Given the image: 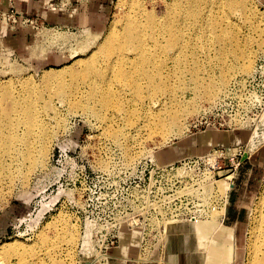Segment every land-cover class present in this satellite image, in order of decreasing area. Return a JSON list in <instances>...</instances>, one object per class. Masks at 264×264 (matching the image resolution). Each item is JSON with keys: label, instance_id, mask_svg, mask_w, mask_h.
Returning <instances> with one entry per match:
<instances>
[{"label": "rangeland", "instance_id": "1", "mask_svg": "<svg viewBox=\"0 0 264 264\" xmlns=\"http://www.w3.org/2000/svg\"><path fill=\"white\" fill-rule=\"evenodd\" d=\"M97 1L99 0H44L43 7L58 17H67L74 15L81 7H95ZM137 1L144 5L146 12H154L160 19L168 16L169 4L175 0ZM193 1L184 0L179 5L175 4L176 6L173 4L171 7L177 8L171 11L172 14H181ZM108 2L109 14L107 22L102 27L61 25L56 21L45 22L43 19L30 17L19 11L14 18L17 22H14V14L9 13L6 15L7 19H4V15L0 13L1 32L4 30L14 32L21 28L34 38L22 53L19 52L22 50L15 49L4 37H0V86L4 87L5 96L3 106L10 104L11 95L26 96L29 97L39 116L41 112L42 115L44 114L40 116V122L33 130L37 137L26 138L25 143L29 146L33 144L36 148L30 155L27 151L23 154L20 150H12L14 153L11 155L4 152L0 157V248L17 240L27 247L21 253L12 252L7 260H0V264H9L12 254H14V262H17L18 257L29 260L38 255L44 258L46 264H53L47 251L55 247L59 248L57 260H60V264H96L95 261L98 259L96 241L101 238L95 236L91 237V240L84 239L85 231L88 229L90 231L91 227L88 223L90 218L95 221V232L108 229L110 223L114 224L119 219L123 201L124 166L133 165L146 155H155L160 162L166 163L169 149L208 130L236 132L232 141L221 146L243 147L244 150H248L249 155L252 154L251 159L243 165V170L241 169L245 171L241 173L242 176L247 173L248 177L253 165L257 167L256 176L254 174L255 189L248 196L249 202L242 225L234 229L236 238L235 235L231 236L232 232L225 230L212 241L202 239V242H199L192 230L190 235H184L189 229L181 227L172 231L164 252L152 253L153 255L145 253L141 260L138 259V254L136 257H131L128 264H264V117L262 116L264 109L256 113L257 118L252 117L255 123L261 120L258 127L254 124L253 129L245 127L234 129L236 126L230 121L237 111L232 108L229 100L222 104L218 103L236 78L249 75L255 69L258 60L264 55V35L259 37L244 24L243 20L237 18L242 25L238 30L241 47H246L247 36L254 38L251 40L254 42V66L249 74L234 72L220 98H216V101L211 103L202 102L201 98L194 99L197 96L193 89L196 88L195 78L192 75L194 69L189 65L184 70H180L172 60H168L167 69L170 72L176 70L171 72L173 76L165 82L176 89L178 96L186 98L183 99L184 102L181 101V111L195 112L185 119V123L183 122L185 126H182L180 132L170 134L164 142L162 137L150 134L147 128L144 129L145 119L138 118L141 115L140 106L138 112L133 104L130 105L129 109L135 112L130 113L128 118L132 123H126V114L119 113L114 108L105 109L102 106V94L95 98L97 95L94 97L90 88L83 84L84 79L81 75L65 74L63 82L51 85H46L43 81L47 70H62L67 66L71 69H80L78 65L80 61L83 62L93 56L96 48L109 38L111 26L116 19L120 20L121 27L129 17H139L138 11L119 6L118 0H108ZM252 2L257 10L264 12V0H252ZM0 10L4 11V9ZM212 12L211 7L202 8L203 37L208 28L214 25L209 19ZM218 12L223 16L227 15L220 9ZM231 20L236 23L233 16ZM159 24L161 25V22ZM263 25L264 22L262 23L264 29ZM121 30L120 28L117 32ZM41 32L44 35L42 41L39 36ZM65 37L68 39L66 40ZM94 39L96 41L92 43ZM205 40L204 37L200 45H189L186 59L189 60V64H194L192 62L194 56L198 61L202 59V62H199L202 69L198 81L208 85L210 80L221 74L222 67L221 59L219 62L215 58L216 50L220 47L218 45L207 47ZM51 53L60 57L62 61L48 60ZM173 53V50L168 51V55L173 56ZM229 54L232 52L230 51ZM102 61L103 58L100 57L97 65ZM235 61V58L227 57L223 65H234ZM25 80L32 82V90L26 88ZM63 83L66 86L63 87ZM117 94L120 97L131 95L119 92ZM20 129L19 132L23 134L25 128L21 126ZM117 130H121L126 135L107 136L108 133ZM256 133L259 134L258 146L255 151L250 152L248 143ZM7 145L8 142L5 143V146ZM124 145H129L138 155L131 164L125 160ZM40 149L45 150L43 156L38 153ZM27 150L33 149L28 147ZM257 154L259 157H256ZM257 159H260L259 163H256ZM41 160L44 161L42 165ZM102 161L107 162V168L99 166ZM254 231L260 234L259 242L257 241L260 250L252 252L250 245ZM124 240L130 242L125 251H134L139 244V235L137 233L130 235L128 231H124L121 235L120 247L112 250L111 254L130 259L124 251V253L120 252L121 247L125 245ZM227 244L232 248L233 254L229 252L220 254L221 246ZM115 250H117L116 255L113 254Z\"/></svg>", "mask_w": 264, "mask_h": 264}, {"label": "bare ground", "instance_id": "2", "mask_svg": "<svg viewBox=\"0 0 264 264\" xmlns=\"http://www.w3.org/2000/svg\"><path fill=\"white\" fill-rule=\"evenodd\" d=\"M183 1L175 0L170 3V13L167 17H160V20L159 16L157 17L154 12H146L144 5L140 1L118 0L119 6L138 11L141 15L139 14V17H129L121 27L119 26L120 20L116 19L111 26L109 38L96 48L93 56L91 55L83 62L80 61V64H78L80 65V69H71L70 66H67L62 70H47L43 77L44 83L46 85L57 82L61 83L64 81L65 74H79L84 79L83 84L87 85L93 92V96L97 95L95 98L102 94V106L105 109L114 108L119 113L124 112L127 115H125L126 123H132L128 118L131 115L130 113L135 112V110L129 109L130 105L133 104L132 106L136 107L137 110L138 106H140L142 109L140 111L141 115L138 118L143 117L145 119L143 122L144 129L147 128L150 134L162 137L164 142H166L170 134H176V132L182 130V126H185L183 124L185 119L195 112L193 110L182 112L180 104L186 98L178 96L176 89L165 82L173 76L171 72L176 70L174 69L170 72L167 69L166 64L168 60H172L175 65L180 67V70H184L190 65L194 69L192 75L195 78L194 84L196 88L193 89L197 93L194 99L201 98L202 102L211 103L212 101H216V98L224 92L223 90L234 72L249 74L254 66V42L251 41L254 38L250 35L247 36L246 47H241L238 39V30L241 29L242 25L237 18L243 20L244 24L257 33L259 37L264 35V29L262 28L264 12L257 10L252 0H194L181 14L173 15L171 11L177 7L173 9L172 5H179ZM204 6L213 9L209 19L214 23L204 33L205 44L207 47L212 45L220 47L216 50L215 58L219 62L221 59L220 64L222 67L221 74L215 79L210 80L208 85H204L198 81L201 77L200 69H202L199 62H202V59L198 61V58L194 56L192 61L194 64H189V60L186 59L189 45H200L202 44V39L204 40L202 28V8ZM218 9L226 12L227 15L223 16L218 12ZM231 16L235 18L236 23L232 22ZM159 22H161V25ZM120 28L122 30L118 33L117 31ZM39 36L40 41H42V38H44L43 33L41 32ZM65 39L67 40L68 37H65ZM95 41L94 39L92 43H95ZM210 49L208 48V50ZM170 50L174 51L173 56L168 55V51ZM230 51L232 54H229ZM166 53L167 56H165ZM100 57L103 58V61L100 65H97ZM227 57L235 58V64L223 65ZM25 83H27L26 88L32 90V82L26 81ZM62 86L64 87L66 84L63 83ZM118 92L120 94L131 95L120 97L117 94ZM3 93L4 87L0 86V157L4 155V152L11 155L14 153L12 150H20L23 154L27 151L30 155L36 148L33 144L29 146L25 143L27 142L26 138L37 137L33 130L39 124L40 118L44 114L42 115L41 112L40 117L35 111L33 104H31L29 97L26 96L13 97L11 95L10 104L3 106V99L5 97ZM218 103L220 102L218 101ZM154 109L157 110L154 111ZM137 124L138 120L135 122L136 126ZM21 126L25 128L24 132L22 131L23 134L19 132ZM122 135L126 134L121 130H117L114 133H108L107 136ZM258 136V133L254 134L248 143L250 152L256 150ZM7 142L8 145L5 146ZM28 147L33 150H27ZM124 147L125 160L129 162L128 164H131L138 158V155L132 151L129 145H124ZM245 151L244 159L249 156L248 150L246 149ZM43 152L45 150H38V153L42 156ZM1 161L3 162L2 158ZM102 162V164L99 163V166L102 165V168L103 166L107 168V162ZM42 164H44L43 160H41ZM217 184L220 192L225 194L229 184L226 181L222 183L219 181ZM225 230L230 231V233L232 232L231 236L234 233V228L223 225L219 219L195 224V233L199 242H202V239H211L212 241L218 238ZM259 238L260 234L254 231L250 245L252 252H255L257 249L260 250V246L257 245ZM44 240L47 241V238L44 237ZM221 247L220 254H227V252L233 254L232 248L228 244ZM26 248L24 243L18 240L4 244L0 248V255H2L0 260H7L8 255L12 252L19 251L18 253H21ZM58 249L55 247L47 251L53 264H60V260H57V257H59L57 255ZM13 258L14 254L11 255L9 264H46L44 258L38 255L35 258L31 257L29 260H26L24 257H18L17 262H14ZM142 258H139V260ZM95 262L99 264L98 259Z\"/></svg>", "mask_w": 264, "mask_h": 264}, {"label": "built area", "instance_id": "3", "mask_svg": "<svg viewBox=\"0 0 264 264\" xmlns=\"http://www.w3.org/2000/svg\"><path fill=\"white\" fill-rule=\"evenodd\" d=\"M0 13L4 19L12 13L14 19L18 10L12 5ZM13 21L17 22V19ZM226 100L237 111L231 119V124L236 126L234 129L259 126L261 120L255 123L252 117L257 118L256 113L264 109V55L251 74L233 81L220 104ZM245 150L215 145L204 153L190 154L171 162L162 163L155 155H146L133 165H125L119 219L110 223L108 229L95 232V221L90 218V231H85L84 239L101 238L96 241L98 263L128 264L131 261L111 254L120 247L124 231L139 235V259L145 253L164 252L167 239L177 228L189 229L184 235H190L192 230L196 236L195 224L198 222L219 219L226 225L230 192L240 169L252 156L244 159ZM219 181L229 184L225 194L218 189Z\"/></svg>", "mask_w": 264, "mask_h": 264}, {"label": "crops", "instance_id": "4", "mask_svg": "<svg viewBox=\"0 0 264 264\" xmlns=\"http://www.w3.org/2000/svg\"><path fill=\"white\" fill-rule=\"evenodd\" d=\"M43 1L44 0H0V9H9L12 5H14L21 14H26L30 17H38L40 19H43L45 22L56 21L61 25H82L85 27L92 25L102 27L107 22V16L109 14L108 0L97 1L95 7H81L75 12L74 15H69L67 17H58L54 14H51V11H48V9L46 10L43 7ZM0 37H4V39L15 49L22 50L19 51L22 53L25 50L24 48L27 47L28 43L34 40L29 32L21 28L18 31L14 32H7V30H4L2 32L0 31ZM48 60H50L51 62L62 61L60 57L55 56L53 53L49 55ZM235 133H224L208 130L204 131L202 134H198L194 137L192 136L177 147L169 149V158L166 162H171L175 159L194 153H204L210 150L215 145H222L223 143L232 141ZM256 157H259L258 154L256 155ZM257 160L258 161H256V163H259L260 159ZM253 166L254 167L251 169V172H248V177L247 173H244V175L242 176L241 173L245 171H241L242 168L240 169L235 181V186L231 190L229 195L226 224L229 227L234 228L235 230L242 225L249 202L248 196L249 194H251V192L253 193L255 189L254 174L257 171V167L255 168V165ZM233 235H235V232L233 233ZM124 244L125 245L121 247L122 249L120 252L124 251L125 253H123L125 255H129L130 259L131 257H136L139 254V244H137V246L134 248L135 250L131 252L125 251V248L130 244L129 240H124ZM116 251L117 250L113 251L114 255H116Z\"/></svg>", "mask_w": 264, "mask_h": 264}]
</instances>
